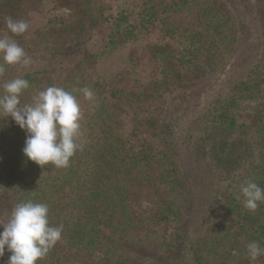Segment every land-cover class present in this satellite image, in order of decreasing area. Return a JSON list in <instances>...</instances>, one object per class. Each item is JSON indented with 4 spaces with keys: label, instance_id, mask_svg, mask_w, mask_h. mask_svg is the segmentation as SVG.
Returning a JSON list of instances; mask_svg holds the SVG:
<instances>
[{
    "label": "trees",
    "instance_id": "16d2710c",
    "mask_svg": "<svg viewBox=\"0 0 264 264\" xmlns=\"http://www.w3.org/2000/svg\"><path fill=\"white\" fill-rule=\"evenodd\" d=\"M21 1L0 0V36L11 37L20 46L26 42L21 35L10 33L5 21L20 15ZM194 7L195 28H186L176 35L180 24L175 27L171 21L177 13H190ZM209 7L211 0H155L139 12L123 9L104 18L109 24L107 40L90 60L110 55L120 46V39L122 43L133 42L152 26L162 27L181 49L165 44L150 53L159 66V77L147 87L149 99L133 91L107 94L106 102L110 103L101 105L90 118L88 143L75 152L69 162L72 164L66 168H42L27 160L22 152L26 132L14 122L13 133L0 129V146L10 147H0V164L20 166L16 172L8 171L9 187L0 192L6 204L3 215L10 217L17 203L31 200L48 205L51 226L63 225L61 240L42 260L49 257L53 264H62L67 258L57 253L61 250L78 253L85 258V264H264V255L250 261L246 249L249 242L264 247V202L259 203L256 211H248L237 192L249 179L264 188V48L262 53L249 58L245 69L226 72L221 79L227 95L216 100L213 117L203 132L207 137L213 133L211 164L197 157V140L192 141L188 135L190 127L196 128L200 122L193 111L186 119L195 120L177 140L182 149L165 143L160 150L152 146L139 152L130 144L137 127L157 136L154 123L165 118L172 120L179 107L184 108L183 112L194 108L192 102L201 93L197 95L198 90L193 87L203 88L212 77L226 71L224 68L217 74L216 67H224L230 43ZM83 21L79 14L52 19L45 31L35 33L31 43L37 45L41 56L49 59L79 51L84 45L74 43L78 37L75 29L82 27ZM74 31L68 40L73 45L66 48L65 36ZM52 64V69H56L58 63ZM81 66L82 61L73 68ZM48 73L47 68L36 69L14 78L29 81L25 94ZM144 93L143 90L141 94ZM147 100L151 101L152 112L141 117L138 108ZM160 102L169 111L158 110L156 105ZM177 104L179 107H175ZM249 111V121L240 122L238 114ZM2 117L0 113V124ZM221 128L235 137L219 146ZM239 176L242 178L238 179ZM227 179L229 184L225 187L233 190L228 195L226 189L222 192L217 187ZM12 184L15 186L11 187ZM150 195L158 200L154 202L156 210L136 213L134 205ZM169 224L174 228L173 236H161L158 227ZM95 253H102L103 258L93 262Z\"/></svg>",
    "mask_w": 264,
    "mask_h": 264
},
{
    "label": "rangeland",
    "instance_id": "374dc122",
    "mask_svg": "<svg viewBox=\"0 0 264 264\" xmlns=\"http://www.w3.org/2000/svg\"><path fill=\"white\" fill-rule=\"evenodd\" d=\"M154 1L155 0H22L21 3H19L20 15H14L12 18L24 20L29 25L27 31L21 34L23 41L26 42L22 44L21 47L26 50L25 52L31 57L32 63L28 67H23L21 65L6 66L5 72L0 75V83L7 79L12 80L15 75H20V73L47 68L49 73L43 78L42 82H40L36 88L31 89L21 96L22 104L30 103L32 97L39 91L53 85L64 88L67 91H73L74 89L83 87L91 88L94 93V99L92 101L86 100L79 92H73L81 108L82 118L80 123L83 134L79 143H81L83 147L89 141V130L87 128L90 118L101 105L110 103L106 102L108 97L107 94L112 91H133L135 94L141 95L142 98L149 99L146 96L148 92L147 87L159 77V66L152 61L150 53L155 50L156 46L165 44L175 45L181 49V46L176 45L175 39L169 38L170 35L165 34L162 27L152 26L147 34L140 36L139 39L133 42L123 41L122 43V39H120V46L110 55L105 57L97 56L95 60H90V56L97 54L106 43L109 24L104 20L105 17L110 13L123 9L139 12L141 9L154 3ZM211 1L212 7H209L208 11L213 17H216L215 19H218L220 24H222V31L226 37L225 40L228 44L230 43L229 52L224 58V67L221 65H217L216 67L217 74H220L224 68L226 71L223 74L212 77V80H209L203 88L193 87L194 90H198L196 92L198 93L197 95L201 93V95L197 97L198 99L192 102V105H194L192 107L194 108H187V111L183 112L184 108L179 107V104H177L175 107L179 108L174 110L176 113L172 120L163 117L165 119H160L159 122L154 123L153 127L156 128L155 133L157 136H153V132L147 133L141 126L133 130L135 136L132 139L133 142L130 144L135 146L136 150L139 152H143L145 149L152 146L156 148L160 147L158 148L160 150L164 147L165 143H172L175 147L182 149L181 145L178 146L177 140L185 129L188 128L190 122L195 120L194 117H187L186 119L189 111H193L192 115L194 116L195 114L196 118H200V122L196 124V128L190 127L188 135L191 136L190 139L192 141L197 140V148L199 151L197 157L201 159L205 158L211 164L210 157L212 154L213 133H209L211 135V138H209V134L207 137L203 132H205L208 127L207 122L213 117L216 100H223L227 95L226 88L223 89V85H221V79L224 77L223 75H225L226 72H240V68L245 69L247 67L250 57L258 55L263 51L264 0ZM22 13L23 18L21 19ZM75 14H79L84 21L82 27L75 29L78 37L74 43H82L84 46H81L79 51L71 50L67 55L58 54L54 57L55 60L53 58L49 59L45 56H41L40 52L37 51V45L31 43L32 39L36 38L35 33L38 30L45 31L48 21L52 19H68ZM196 15L197 12L195 7L190 13L184 15L181 12L177 13L175 20L171 21L175 27H178L180 24V28L175 34L179 35L180 31L186 28H195L197 24ZM75 31L65 36V40L67 41L65 43L66 48L73 45L71 42H68V40L74 35ZM4 34L7 35L6 32H4L3 35ZM85 60H87V62L83 64ZM58 61L61 62L59 63ZM80 61H82V66L80 68H73V65ZM52 63H58L57 68L54 70L52 69ZM59 66L61 67L60 69H58ZM143 90L145 93L141 94ZM166 101H164L165 105ZM150 105L151 101L149 100L142 102L140 105L142 107L138 108L137 111L139 116H150L149 112H152ZM242 105L247 106L245 103ZM156 107L160 111H169L168 108L165 110L166 106L162 105L161 102L157 104ZM195 111L198 112L195 113ZM249 113L250 111L244 114H238L239 121L247 123L249 121ZM2 118L3 124H0V129L3 128L5 131L13 133L12 131H14V128L12 125H14L15 122L10 116L7 117L4 114ZM209 126L214 127L212 125ZM234 137L232 132L221 128V135L218 140L219 146L224 142L229 143ZM0 147H3L2 149L10 148L7 146ZM71 164L72 163L69 165ZM8 165H6V163L0 164V192L5 189L6 186L9 187L6 182L8 171L15 170L16 172L18 168H20V166L18 165L17 167L16 164ZM241 178L242 176L238 177V179ZM228 184L229 179L217 185V187H220L222 192L226 189L228 191L226 195H228L229 192L233 191H229V187H225ZM13 186L15 185L12 184L11 187ZM237 192L238 195H240V191ZM180 197L182 198V196ZM154 202H158V200L151 195L140 198L139 203L136 206L134 205L136 213L154 212L156 210ZM5 210L6 204L0 197V224L7 223L9 219L7 214L3 215ZM0 230L3 231V228L0 227ZM158 230L159 234L163 237L173 236L174 228L170 224L160 226ZM60 252L67 258L62 261V264H85V258L78 253L73 255L71 253L62 252L61 250L57 251V253ZM10 255L11 253L5 250L4 256L0 258V264L1 262L7 263ZM101 258H103L102 253H95L92 257V261L97 262ZM48 259L49 260H42L39 264H53V258L48 257Z\"/></svg>",
    "mask_w": 264,
    "mask_h": 264
},
{
    "label": "clouds",
    "instance_id": "9594fccd",
    "mask_svg": "<svg viewBox=\"0 0 264 264\" xmlns=\"http://www.w3.org/2000/svg\"><path fill=\"white\" fill-rule=\"evenodd\" d=\"M6 27L13 35L25 33L29 27L24 20L7 18ZM0 75L6 66L28 67L31 57L11 37H0ZM30 87L29 81L17 77L0 83V113L11 117L21 130L26 132L22 149L27 160L40 167L52 165L66 168L77 150L82 148L81 108L73 94L79 92L92 101L94 93L89 87L67 91L58 86H49L32 97L30 103H21V96ZM243 207L256 211L264 202V188L249 179L241 184ZM240 199V196L237 197ZM49 207L31 200L17 203L5 224H0V258L7 250L11 255L7 264H39L48 252L61 240L63 225L51 226ZM250 261L264 255V247L257 242L246 245Z\"/></svg>",
    "mask_w": 264,
    "mask_h": 264
}]
</instances>
